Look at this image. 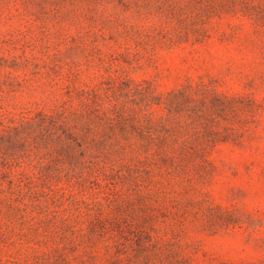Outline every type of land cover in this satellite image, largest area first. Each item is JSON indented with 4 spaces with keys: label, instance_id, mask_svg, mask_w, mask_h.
Here are the masks:
<instances>
[{
    "label": "rangeland",
    "instance_id": "374dc122",
    "mask_svg": "<svg viewBox=\"0 0 264 264\" xmlns=\"http://www.w3.org/2000/svg\"><path fill=\"white\" fill-rule=\"evenodd\" d=\"M1 57L0 113L60 92L57 81L77 71L90 85L148 80L157 93L205 83L240 104L181 134L179 143L212 148L176 170L151 163L139 199L105 209L109 230L91 231L70 209L104 185L63 177L47 190L49 210L26 198L21 211L6 180L0 264H264V0H0ZM15 152L0 144V177ZM120 180L108 179L113 197L132 187Z\"/></svg>",
    "mask_w": 264,
    "mask_h": 264
},
{
    "label": "trees",
    "instance_id": "16d2710c",
    "mask_svg": "<svg viewBox=\"0 0 264 264\" xmlns=\"http://www.w3.org/2000/svg\"><path fill=\"white\" fill-rule=\"evenodd\" d=\"M17 58L13 61L20 64ZM0 61L7 59L1 57ZM53 70L58 72L56 67ZM35 72L40 73L36 64ZM57 83L60 92L43 90L42 96L20 112L0 113V144L10 142L16 148L15 161L1 170L0 184L7 180L9 197L21 211L26 198L42 210H49L56 200L47 190L58 186L53 182L63 177L70 186L92 181L108 187L107 193L95 200L71 201L70 209L79 211L91 231L96 225L100 231L109 230L111 216L106 208L120 209L131 201V196L139 199L140 190L135 186L138 177L149 172L151 163L176 170L182 159L194 160L212 148L179 143L181 134L191 137L193 128L205 123L211 109L227 114L240 104L205 83H189L157 93L148 80L122 76H103L99 83L90 85L81 80L80 71L69 72ZM131 138L137 141L133 143ZM109 178L121 179L132 187L120 193V198L113 197ZM71 219L64 218L65 227H72Z\"/></svg>",
    "mask_w": 264,
    "mask_h": 264
}]
</instances>
